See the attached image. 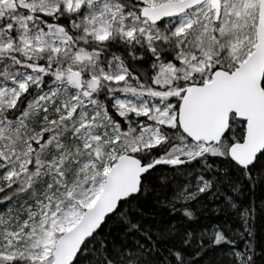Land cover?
<instances>
[{
  "label": "snow or ice",
  "instance_id": "snow-or-ice-1",
  "mask_svg": "<svg viewBox=\"0 0 264 264\" xmlns=\"http://www.w3.org/2000/svg\"><path fill=\"white\" fill-rule=\"evenodd\" d=\"M0 264H264V0H0Z\"/></svg>",
  "mask_w": 264,
  "mask_h": 264
}]
</instances>
